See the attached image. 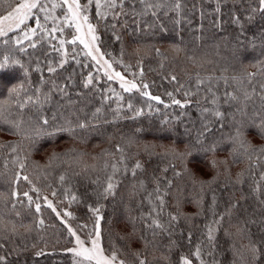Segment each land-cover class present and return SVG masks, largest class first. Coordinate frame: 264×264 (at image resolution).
Segmentation results:
<instances>
[{"label":"trees","instance_id":"trees-1","mask_svg":"<svg viewBox=\"0 0 264 264\" xmlns=\"http://www.w3.org/2000/svg\"><path fill=\"white\" fill-rule=\"evenodd\" d=\"M15 2H0V16ZM258 9L259 0H117L101 19L89 5L101 52L162 102L97 73L78 42L60 50L61 39L73 38L69 26L24 39L37 17L54 27L41 12L0 37V63L8 57L0 68V264H74L62 217L93 231L94 208L103 248L125 264H182V257L192 264H264ZM137 162L142 168L133 175ZM109 177L113 194H105Z\"/></svg>","mask_w":264,"mask_h":264},{"label":"snow or ice","instance_id":"snow-or-ice-1","mask_svg":"<svg viewBox=\"0 0 264 264\" xmlns=\"http://www.w3.org/2000/svg\"><path fill=\"white\" fill-rule=\"evenodd\" d=\"M0 2H6V0H0ZM93 2H95V8L97 9V16H99L101 19H104L106 14L100 9L102 8H108V9H115L117 7V0H104V3H101V0H86L84 4L81 3V0H59V2H56V0H48L47 3H45V0H16L15 6L11 7V10L7 12L6 15L0 16V37L6 36L9 32L14 31L16 29H20L21 25H24L26 21H28L31 18H34L35 12L34 10H39L40 12L45 13L43 19L44 20H52L55 24V21L58 19V17L54 16L53 13L57 9H65L64 15H63V23L66 24L69 27L74 26L76 30V35L73 36V38L70 41H65L61 39L59 41L60 43V50H64L65 43H70L75 45L77 41L85 49L86 55L91 56L93 60H97V56L93 55V52L96 53L100 52L99 47L96 45V42L98 41V36L96 35V26L89 22V16L86 14L89 5H92ZM50 4V8H49ZM176 9L178 10L180 8V4L177 3L175 5ZM219 10V9H217ZM260 12H264V0H259V9ZM253 11H257V9H253ZM115 15V13H114ZM36 27L29 28L27 31L24 32V39L31 40L32 36H35L37 34L38 29L43 32L49 33V35L56 33V32H63V27L61 26H54L51 29H48L45 25H42L40 22V19L37 17L35 19ZM236 23H239V19L237 18L235 20ZM86 28V32H85ZM55 38V37H53ZM17 44L21 43L20 39H17ZM31 47H36L35 43L30 44ZM23 51V49H21ZM67 54L66 51L64 53ZM102 58V54H101ZM8 57H4V63H0V68H4L7 66ZM66 60H62L60 63V67H63V64L66 63ZM18 63V61L16 62ZM105 64L107 65L108 69H111V64H109L107 61H105ZM49 72H55L56 68L49 67ZM143 73H141L142 75ZM105 75L108 77L109 80L112 79H118L120 81V87L125 92H132L134 89L141 93L143 96H147L150 99L156 100L157 102H162L159 96H151V94L147 91H142L141 86H138L134 81L126 80L125 77L120 72H112L111 74L106 71ZM176 78L173 76L172 80H175ZM92 83L91 76L88 77L85 86L87 87ZM202 83V82H201ZM149 87L148 84H143L142 88L147 89ZM168 95L171 97L172 93H168ZM187 96L188 93H185ZM231 99H236L235 96H230ZM120 100L123 99L122 96L119 97ZM31 100V98H29ZM173 104L178 105L181 108H184L186 106V103H182L180 100H177L173 98L172 100ZM212 103H216V100L213 99ZM20 107H24V105H20ZM129 108H131V104L128 105ZM100 110L97 109V113ZM205 112L208 111V109H204ZM141 113L139 110L137 111V115H140ZM213 115L217 118H222L223 114L219 111H215ZM44 124L48 123L47 119L43 120ZM86 125L81 123L78 125L80 128H84ZM207 127V126H206ZM117 151H122V149L117 146ZM261 152H264V148L260 149ZM23 167V165H21ZM113 172L117 171L116 165H113ZM142 165L137 162L135 165V168L133 169V175H135L136 169H141ZM167 171V169H165ZM176 175H180V173H176ZM19 179V177H18ZM24 180H28L27 176L23 177ZM63 179V177H61ZM169 186H171V183L169 182ZM115 185L112 183V177L108 178V183L105 188V194H113L114 193ZM157 192L159 193V188H157ZM25 196H28L27 193L24 194ZM55 195V193H53ZM29 201H31V197H28ZM157 199H159L161 206L164 204V200L162 196H157ZM49 208H52L53 211H55V208L53 205L49 202L47 205ZM36 211H40V205H36ZM92 211L94 217H95V223H94V230L93 233L90 234L94 235L95 238H90V247L85 246V241L82 240L78 235H76V232L69 227L68 231L72 236L76 237V244L77 247L73 249H69V251L73 252L76 257H79L80 259L76 261V264H85V262H88V264H117V255L116 252L113 251L112 254L105 255V250L100 244L101 239V228H100V221L102 220V216L100 215V208H94L90 209ZM59 216V213H57ZM64 215L71 216V213L65 212ZM172 220H176L177 218L175 216L171 217ZM43 220L40 221V224H43ZM152 225H154L157 228H162L163 225L160 224L158 220H153ZM150 225V227L152 226ZM86 227V226H85ZM208 239L212 240V229L209 228L208 233ZM195 257L197 259L200 258L201 252L199 247H197L195 253ZM3 257H0V261H3ZM182 264H192V261L188 259L187 257L181 258ZM118 264H125L123 260H120ZM139 264H146V261L141 259L139 261ZM201 264H203V261H201Z\"/></svg>","mask_w":264,"mask_h":264},{"label":"rangeland","instance_id":"rangeland-1","mask_svg":"<svg viewBox=\"0 0 264 264\" xmlns=\"http://www.w3.org/2000/svg\"><path fill=\"white\" fill-rule=\"evenodd\" d=\"M48 2V0H45V3H47ZM56 2H59V0H56ZM94 4H95V2H93ZM101 3H104V0H101ZM15 6V5H14ZM13 7V6H12ZM49 8H50V4H49ZM11 10V9H10ZM10 10H8V11H10ZM105 10H106V8H102V9H100V11H102V12H105ZM7 11V12H8ZM37 11L38 12H40L39 10H34V12H35V14L37 13ZM64 11H65V9H57L56 11H55V13H53V15L54 16H56V17H58V19L55 21V25H58V26H67L66 24H64L63 23V15H64ZM7 12H5L4 14H2V15H6L7 14ZM57 12H60V15H58L57 14ZM96 12H97V9H96ZM42 13V15L44 16L45 15V13H43V12H41ZM87 14V13H86ZM1 15V16H2ZM88 15V14H87ZM51 20V19H50ZM52 21V20H51ZM27 22V21H26ZM89 22L90 23H92L90 20H89ZM93 24V23H92ZM54 25V26H55ZM94 25V24H93ZM22 26V25H21ZM71 29H72V33H73V36L74 35H76L77 33H76V30H75V27L74 26H72V27H70ZM85 32H86V28H85ZM96 35L98 36V33H97V31H96ZM78 43H79V41H77ZM80 44V43H79ZM96 45L98 46V43L96 42ZM80 46L82 47V50H83V52H85L86 53V51H87V49H85L84 47H83V45H81L80 44ZM99 47V46H98ZM100 49V48H99ZM101 54H102V58H101ZM93 55H96L97 56V59H98V61L99 62H97V60H93L92 59V57L91 56H89L90 57V59L92 60V62L94 63V65H95V69L97 70V73H100V74H103L106 78H108L106 75H105V72L106 71H108L110 74L112 73V72H120L124 77H125V79L126 80H129V81H134L133 79H131V78H129V77H127L126 75H124L102 52H101V50H100V52L99 53H96L95 51L93 52ZM105 61H107L109 64H111V69H108L107 68V65L105 64ZM111 81H113V82H115L116 84H117V86L118 87H120V81L118 80V79H112ZM135 82V81H134ZM121 88V87H120ZM122 89V88H121ZM123 90V89H122ZM50 202V201H49ZM62 219H63V221L65 222V224L67 225V227L69 228H71V229H73L75 232H76V235H78L82 240H84L85 241V246H87V247H90L91 245H90V238H95L94 237V235H91L90 236V234H92L93 233V231H88V232H85L86 230H81V229H77V228H74V226L72 225V224H70L69 223V221L67 220V218L66 217H62ZM100 244H101V246H102V242H101V239H100ZM77 247V244H76V237L75 236H73V243H72V245H71V247L69 248V249H73V248H76ZM103 247V246H102ZM105 250V249H104ZM72 254H73V259H74V264H76V261L77 260H79L80 258L79 257H76L75 255H74V253L72 252ZM112 254V252H109V251H106L105 250V255H111ZM120 260H122V259H120L118 256H117V264H118V262L120 261ZM85 264H88V262H85Z\"/></svg>","mask_w":264,"mask_h":264}]
</instances>
